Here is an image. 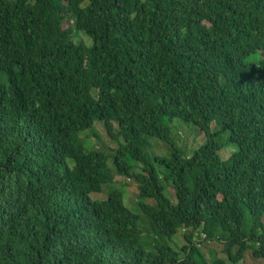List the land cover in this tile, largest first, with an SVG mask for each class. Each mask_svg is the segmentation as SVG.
<instances>
[{"label": "trees", "instance_id": "1", "mask_svg": "<svg viewBox=\"0 0 264 264\" xmlns=\"http://www.w3.org/2000/svg\"><path fill=\"white\" fill-rule=\"evenodd\" d=\"M178 120L207 139L191 156ZM119 178L137 185L151 243ZM200 230L227 260H207ZM250 252L264 261V0H0V264Z\"/></svg>", "mask_w": 264, "mask_h": 264}, {"label": "rangeland", "instance_id": "2", "mask_svg": "<svg viewBox=\"0 0 264 264\" xmlns=\"http://www.w3.org/2000/svg\"><path fill=\"white\" fill-rule=\"evenodd\" d=\"M77 40H82L85 43L91 45V41L84 36L83 34H80L78 37H76ZM173 127V135L177 141H181L182 146L184 147L187 156H191L193 154V150L199 149L201 146H203L207 139L204 136V134L195 126L192 124H186L182 121H176ZM97 131L100 133V135L103 138V141L106 143V145L112 149L117 150L118 149V143L113 141L107 133L104 131L103 127L98 124ZM90 133L83 134V137H88ZM88 145H93L96 149H100V145L98 144L96 139L89 140L87 139ZM152 143V154L155 156H161V157H170L171 155V149L170 147L157 139H154L151 141ZM233 148L234 151L236 150L235 147H230V149L224 151L222 153V157L227 160L229 159L233 154ZM118 188L125 187L126 191V205L127 207L136 215L141 216V220L139 223L140 229L143 231V241L145 242H152V239L155 236V229L153 227V224L151 221L143 214L141 209L138 205V188L137 185L133 180H127L125 178H119L118 183L116 185ZM167 196H171L170 192H166ZM93 200H106L108 195H101V194H92L91 195ZM178 249L182 248L185 245L184 235L181 233L176 238V244ZM215 250L218 254H220L224 259L227 260V258L222 254V248L220 245L216 243H204V253L208 261L211 260V253ZM247 264H264L263 260H254L252 257V253L247 254L246 258Z\"/></svg>", "mask_w": 264, "mask_h": 264}, {"label": "built area", "instance_id": "3", "mask_svg": "<svg viewBox=\"0 0 264 264\" xmlns=\"http://www.w3.org/2000/svg\"><path fill=\"white\" fill-rule=\"evenodd\" d=\"M195 241L199 248H204V243L209 241V237L203 230H200L196 235Z\"/></svg>", "mask_w": 264, "mask_h": 264}]
</instances>
